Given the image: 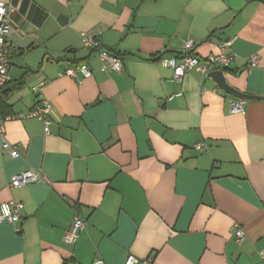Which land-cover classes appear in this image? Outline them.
<instances>
[{"label":"crops","instance_id":"crops-1","mask_svg":"<svg viewBox=\"0 0 264 264\" xmlns=\"http://www.w3.org/2000/svg\"><path fill=\"white\" fill-rule=\"evenodd\" d=\"M11 21L36 36L11 48L5 116L53 106L50 135L35 118L6 122L19 158L2 150L0 204H24L20 231L0 224V264H263L264 101H243L197 71L181 82L160 62L185 53L205 60L221 46L235 55L217 67L237 90L264 96V0H0ZM121 57L104 72L83 32ZM258 56L251 68L249 59ZM87 64L92 76H60ZM243 101L231 113V102ZM202 145L201 149L196 146ZM33 170L43 181L10 189ZM76 214L85 228L63 237ZM236 225L244 231L236 241Z\"/></svg>","mask_w":264,"mask_h":264},{"label":"built area","instance_id":"built-area-1","mask_svg":"<svg viewBox=\"0 0 264 264\" xmlns=\"http://www.w3.org/2000/svg\"><path fill=\"white\" fill-rule=\"evenodd\" d=\"M14 9L8 6L5 2H0V88L4 87L10 81V69L12 67L11 48L13 46L8 34L10 31L11 13ZM102 31L97 32H83L81 34L82 46L87 49L96 50L100 62L101 70L104 72H121L124 68L123 60L117 54L111 52L105 48L101 41L100 36ZM232 42L225 43L221 46V53L219 55H211L205 60L200 59L193 53L195 47L194 40H187L184 46L185 53L170 58H164L161 60V64L170 68L173 71V80L181 82L184 76L191 72L197 71L203 75L207 74L211 70H215L217 67L227 68L232 63L235 55L228 53L227 49L231 46ZM258 56L254 55L249 59L250 67H256L258 64ZM79 74L83 78H89L92 76V70L87 64H78L70 66L65 69L60 76H69L78 81H81ZM45 87V83H40L33 88V91L38 96V104L30 111L13 116H0V140L2 143V150L9 152L12 158H19L20 152L17 146L10 144L6 138L7 121L12 119H38L44 125L45 135H50L52 125L53 106L47 99L42 97V92ZM231 113L242 112L243 101L231 102ZM197 149H201L202 145L196 146ZM43 181L41 172L26 170L19 174H16L10 180L8 187L10 189H18L30 184ZM24 204L18 201H9L0 204V224L8 223L16 226L17 231H20V223L23 219ZM85 219L76 214L74 222L69 230L64 234L63 241L68 245H75L78 242L80 233L85 228ZM244 231L239 225H236V241L241 244L244 240ZM260 258L264 264V248L259 252ZM153 259L151 257L144 260L138 259L134 255H130L124 264H152ZM93 264H106L102 259H97Z\"/></svg>","mask_w":264,"mask_h":264},{"label":"water","instance_id":"water-1","mask_svg":"<svg viewBox=\"0 0 264 264\" xmlns=\"http://www.w3.org/2000/svg\"><path fill=\"white\" fill-rule=\"evenodd\" d=\"M10 41L16 45L19 49H26L28 48L35 40L36 36L31 34H25L18 25H16L13 21H10V31L8 34ZM206 77L210 80H213L218 89L224 92L225 94L240 99L243 101H264V96H257V95H249L245 94L236 88H234L230 83L227 81L226 74L223 70L215 69L211 70L206 74Z\"/></svg>","mask_w":264,"mask_h":264},{"label":"trees","instance_id":"trees-1","mask_svg":"<svg viewBox=\"0 0 264 264\" xmlns=\"http://www.w3.org/2000/svg\"><path fill=\"white\" fill-rule=\"evenodd\" d=\"M7 84L4 87L0 88V90L4 89L7 86ZM7 93L8 92L4 93L3 96H0V116H5L4 114H5V109L7 108V104L5 103L4 96H6Z\"/></svg>","mask_w":264,"mask_h":264}]
</instances>
